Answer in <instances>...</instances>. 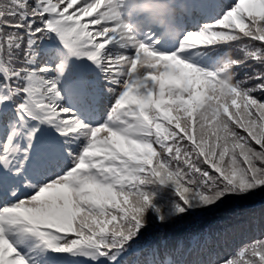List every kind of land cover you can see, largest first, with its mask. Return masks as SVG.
I'll return each mask as SVG.
<instances>
[{"label": "snow or ice", "instance_id": "snow-or-ice-1", "mask_svg": "<svg viewBox=\"0 0 264 264\" xmlns=\"http://www.w3.org/2000/svg\"><path fill=\"white\" fill-rule=\"evenodd\" d=\"M174 7L0 0V264H264V0Z\"/></svg>", "mask_w": 264, "mask_h": 264}, {"label": "clouds", "instance_id": "clouds-1", "mask_svg": "<svg viewBox=\"0 0 264 264\" xmlns=\"http://www.w3.org/2000/svg\"><path fill=\"white\" fill-rule=\"evenodd\" d=\"M122 5V23L139 31L142 27L158 26L162 29L161 38L174 35L172 20L176 11L174 0H120ZM143 16L131 19L132 13Z\"/></svg>", "mask_w": 264, "mask_h": 264}, {"label": "rangeland", "instance_id": "rangeland-1", "mask_svg": "<svg viewBox=\"0 0 264 264\" xmlns=\"http://www.w3.org/2000/svg\"><path fill=\"white\" fill-rule=\"evenodd\" d=\"M135 14H136V13H135ZM135 14H134V15H135ZM134 15H133V16H134Z\"/></svg>", "mask_w": 264, "mask_h": 264}]
</instances>
